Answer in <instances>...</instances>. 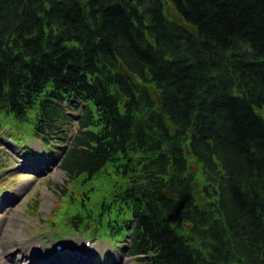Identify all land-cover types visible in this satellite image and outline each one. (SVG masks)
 Here are the masks:
<instances>
[{
  "label": "trees",
  "instance_id": "obj_1",
  "mask_svg": "<svg viewBox=\"0 0 264 264\" xmlns=\"http://www.w3.org/2000/svg\"><path fill=\"white\" fill-rule=\"evenodd\" d=\"M81 104L54 220L133 264H264V0H0V126L66 137Z\"/></svg>",
  "mask_w": 264,
  "mask_h": 264
},
{
  "label": "rangeland",
  "instance_id": "obj_2",
  "mask_svg": "<svg viewBox=\"0 0 264 264\" xmlns=\"http://www.w3.org/2000/svg\"><path fill=\"white\" fill-rule=\"evenodd\" d=\"M166 12L171 20H180L171 5H167ZM79 107V112L71 114V124L64 128L67 136H53V139L49 138L45 142L46 145L40 137L33 138L23 131L18 133L17 126L12 129L11 136L7 134L6 126L0 128V201L8 200L5 207L0 206V264H16L8 259V255L12 254L16 258L21 253L31 255L32 260L37 258L46 261V264H58L64 260H79L87 264L133 263L132 258L125 257L124 243L115 248L114 242H106L98 237L90 245L95 248V252L86 251L84 249L87 248L79 246V243L87 240L83 235L63 229L54 230L55 211L64 201L61 188L67 183L66 173L60 167L61 160L79 130L78 120L86 105L81 104ZM19 161L24 163L20 167L17 166ZM38 165L41 166L36 167ZM192 167L198 172L196 163H192ZM109 174L113 180V173ZM105 184L104 187L108 183ZM48 218L53 223H43ZM56 235L61 236V241L68 242L64 252L58 256L53 250ZM14 238L17 240L14 241ZM39 246L43 249H38Z\"/></svg>",
  "mask_w": 264,
  "mask_h": 264
},
{
  "label": "bare ground",
  "instance_id": "obj_3",
  "mask_svg": "<svg viewBox=\"0 0 264 264\" xmlns=\"http://www.w3.org/2000/svg\"><path fill=\"white\" fill-rule=\"evenodd\" d=\"M39 166H41V165H38L36 167H39ZM7 203H8V200H2V201H0V206L5 207ZM6 211H8V210L6 209ZM16 240L17 239L14 238V241H16ZM21 254H19L16 258L12 254H9L8 255V259L10 261H12V263H16V264H21V262L23 264H46V261L39 260L37 258L32 260V256L31 255H26L25 253H21ZM50 258L52 260H54V258L51 255H50ZM58 264H87V263H84V262L79 261V260L78 261L64 260V261H62V262H60Z\"/></svg>",
  "mask_w": 264,
  "mask_h": 264
}]
</instances>
